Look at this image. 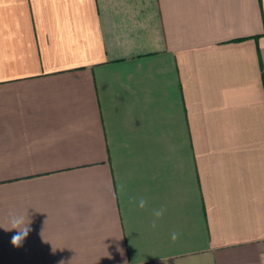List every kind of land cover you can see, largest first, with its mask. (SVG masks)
<instances>
[{
	"label": "crops",
	"instance_id": "crops-1",
	"mask_svg": "<svg viewBox=\"0 0 264 264\" xmlns=\"http://www.w3.org/2000/svg\"><path fill=\"white\" fill-rule=\"evenodd\" d=\"M10 210L0 264H264V0H0Z\"/></svg>",
	"mask_w": 264,
	"mask_h": 264
},
{
	"label": "clouds",
	"instance_id": "clouds-1",
	"mask_svg": "<svg viewBox=\"0 0 264 264\" xmlns=\"http://www.w3.org/2000/svg\"><path fill=\"white\" fill-rule=\"evenodd\" d=\"M117 188L120 194L121 199L127 195V184L126 182H118ZM133 203L139 209H145L148 206V201L144 198L135 199L132 198L128 201ZM166 209L164 207L153 208L151 209L152 221L151 227L155 229L159 220L164 216ZM7 226L0 225V228H3L5 231L16 230V234L11 237V244L16 247H22L24 240L29 235L31 231L30 224L31 220L28 214L17 213L14 210H10L6 218ZM170 238L175 242L179 238V234L172 232Z\"/></svg>",
	"mask_w": 264,
	"mask_h": 264
}]
</instances>
